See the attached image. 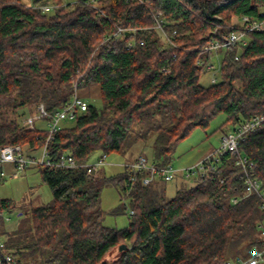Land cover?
Returning a JSON list of instances; mask_svg holds the SVG:
<instances>
[{"label":"trees","instance_id":"trees-1","mask_svg":"<svg viewBox=\"0 0 264 264\" xmlns=\"http://www.w3.org/2000/svg\"><path fill=\"white\" fill-rule=\"evenodd\" d=\"M233 16L263 19L264 0H0V149L46 145L47 127L22 123L40 103L52 114L80 86L98 87L101 101L76 110L72 124L63 120L48 142L51 157L79 165L39 167L51 202L7 228L13 202L0 199V238L18 264H235L264 251L263 199L246 190L248 178L264 188V121L240 147L250 171L239 155H222L173 197L163 179L143 186L126 168L107 176L87 165L99 152L133 161L154 135L153 158L166 166L215 116L233 126L264 117V32L249 33L238 58L237 47L221 49L220 78L202 83L218 54L205 48L225 39ZM107 185L130 202L113 211L133 212L126 228L103 224Z\"/></svg>","mask_w":264,"mask_h":264},{"label":"built area","instance_id":"built-area-1","mask_svg":"<svg viewBox=\"0 0 264 264\" xmlns=\"http://www.w3.org/2000/svg\"><path fill=\"white\" fill-rule=\"evenodd\" d=\"M45 11H49V7L44 8ZM158 29H161V24L158 21ZM123 29H119L117 34L122 32ZM264 32V18L263 19H251L248 16L235 17L230 25V31L225 36L223 41H212L208 47L205 48L207 52L218 53L223 48L233 49L238 48L237 58L243 51V46L246 45V37L249 33ZM131 46V43L130 45ZM209 69L213 70V73L217 72L215 65L210 64ZM211 74L210 81L216 82L217 77L215 74ZM87 108V103L79 98L76 94L73 97L71 103L61 110H56L55 113H49L45 105L41 103L38 105L36 112L26 120L24 123L25 128L34 130L35 123L38 120L44 118H51L48 122L49 137L46 145H44L38 152L31 153L25 150L21 146H4L0 149V178L6 179L8 177H14L20 173L29 170L32 167H57V168H76L79 165L76 164L73 157L67 154H63L57 159L51 157L48 149V142L54 140V134L60 128V123L66 119H73L76 114V110L84 111ZM264 121V117H253L248 121L238 123L232 130L224 134L221 139V146L219 149L208 155L206 158L200 160L197 164L188 168L177 170L172 164L159 165L154 158L149 159L146 155L140 154L133 161L124 162L121 164L124 168L131 172V182L141 183L143 186H147L157 179H163L167 182L173 181L177 177H198L204 176L214 168V163L220 160V157L225 154L238 157L237 164L243 168V171L247 173L253 168V163L249 161L247 156L240 154L241 144L247 139V136L255 131ZM107 154L100 156L95 162L89 163V166L104 167L106 165ZM9 168V170H8ZM142 174V176H141ZM247 194H257L262 197V209H264V188L262 182L248 178L246 181ZM238 199H232V202L236 203ZM132 211L130 214L132 215ZM264 262V251H254L251 258L247 260L238 259L235 264H260ZM0 264H18L16 258L12 252L6 247L3 238H0ZM226 264H233L227 262Z\"/></svg>","mask_w":264,"mask_h":264},{"label":"rangeland","instance_id":"rangeland-1","mask_svg":"<svg viewBox=\"0 0 264 264\" xmlns=\"http://www.w3.org/2000/svg\"><path fill=\"white\" fill-rule=\"evenodd\" d=\"M66 3H73L76 0H65ZM235 16L232 17V20ZM225 55V50H219L214 63L218 69L219 63ZM219 79V73L213 75ZM211 74L203 77L202 83H210ZM79 98L86 101L88 104L96 106L101 105L99 88L96 86L85 87L80 86L77 90ZM41 104V103H40ZM39 104V105H40ZM38 107V106H37ZM37 110V108H36ZM27 114H28V110ZM26 115V114H25ZM22 122L24 123L28 118ZM225 114H219L210 120L204 127H196L184 140H182L176 148L172 157V166L177 169H184L197 164L200 160L208 155L216 152L221 146L222 136L234 128L231 124H225ZM24 119V118H23ZM72 124L71 121H63L62 123ZM63 125V124H62ZM36 126L39 128L48 127L47 120H38ZM154 135L148 140L145 146H142L141 154L147 158H153L152 142ZM139 147V146H138ZM102 153H97L90 163L95 162ZM129 156V154H127ZM127 156L112 153L107 155L106 165L104 166L105 175L113 176L121 173L124 167L121 165L126 161ZM9 170V168H8ZM195 177L184 178L177 177L167 184V196L173 197L178 189L194 186ZM249 196V194H247ZM53 195L49 186L43 181L41 169L32 167L29 170L20 173L14 177L0 179V199H8L13 202V207L10 211H4L7 228H14L18 222L20 212L29 213L32 209L41 207L52 201ZM129 200L122 198L118 188L112 185H107L102 189L101 193V209L105 213L103 224L106 227L117 229L126 228L130 220V209H127L121 214H114L113 211L119 207H128ZM264 230V221L262 222ZM111 260L115 259V252L111 255ZM264 264V262H263Z\"/></svg>","mask_w":264,"mask_h":264},{"label":"water","instance_id":"water-1","mask_svg":"<svg viewBox=\"0 0 264 264\" xmlns=\"http://www.w3.org/2000/svg\"><path fill=\"white\" fill-rule=\"evenodd\" d=\"M55 112H56V110L54 111V113H55ZM126 249H128V247H127L126 244H122V245H120L119 248H118V250H119L120 252L125 251Z\"/></svg>","mask_w":264,"mask_h":264}]
</instances>
